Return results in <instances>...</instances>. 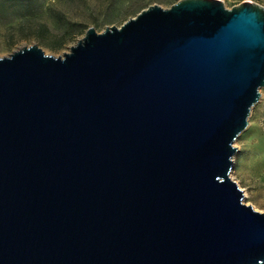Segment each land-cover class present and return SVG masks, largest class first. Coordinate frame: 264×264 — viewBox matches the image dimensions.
<instances>
[{
  "label": "water",
  "instance_id": "1",
  "mask_svg": "<svg viewBox=\"0 0 264 264\" xmlns=\"http://www.w3.org/2000/svg\"><path fill=\"white\" fill-rule=\"evenodd\" d=\"M263 88L249 1L0 57V264H264V215L230 179Z\"/></svg>",
  "mask_w": 264,
  "mask_h": 264
},
{
  "label": "rangeland",
  "instance_id": "2",
  "mask_svg": "<svg viewBox=\"0 0 264 264\" xmlns=\"http://www.w3.org/2000/svg\"><path fill=\"white\" fill-rule=\"evenodd\" d=\"M181 0H41L44 11L39 21L46 23L49 31L37 33V22L28 33L18 26V18L0 19V57L33 45L45 54L61 57L81 40L88 28L101 33L105 28L122 26L150 6L169 9ZM228 10L245 1L264 8V0H220ZM57 13H63L67 26H58ZM70 33H66V29ZM234 147L230 179L243 193V204L264 215V88L260 100L251 110L246 129Z\"/></svg>",
  "mask_w": 264,
  "mask_h": 264
},
{
  "label": "trees",
  "instance_id": "3",
  "mask_svg": "<svg viewBox=\"0 0 264 264\" xmlns=\"http://www.w3.org/2000/svg\"><path fill=\"white\" fill-rule=\"evenodd\" d=\"M43 11L44 6L41 0H0V19L17 16L18 26L22 29L24 28L27 32L29 31L28 33L32 32L33 23L36 21H38L36 23L37 33L49 31L48 25L39 21ZM55 17L57 18L56 22L58 26H67V24L64 23L65 18L63 13H57ZM70 31V29H66V33H70Z\"/></svg>",
  "mask_w": 264,
  "mask_h": 264
}]
</instances>
